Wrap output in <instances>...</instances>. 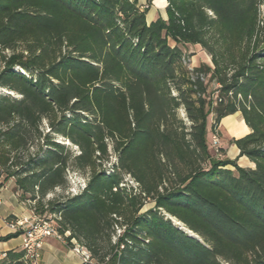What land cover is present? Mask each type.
Segmentation results:
<instances>
[{"label": "trees", "instance_id": "obj_1", "mask_svg": "<svg viewBox=\"0 0 264 264\" xmlns=\"http://www.w3.org/2000/svg\"><path fill=\"white\" fill-rule=\"evenodd\" d=\"M166 2L147 22L136 0H0L1 183L95 264H264V0ZM184 45L211 66L186 68ZM236 112L252 169L207 143L208 117L212 133ZM69 169L85 186L46 199Z\"/></svg>", "mask_w": 264, "mask_h": 264}, {"label": "crops", "instance_id": "obj_2", "mask_svg": "<svg viewBox=\"0 0 264 264\" xmlns=\"http://www.w3.org/2000/svg\"><path fill=\"white\" fill-rule=\"evenodd\" d=\"M136 2L141 9L148 7L147 22L153 21L157 17L166 19V0H152L149 3L147 0H136ZM212 122V118L208 119V132ZM231 125L235 129L244 130L240 134H235L229 127ZM214 132L219 137L218 147L223 151V159L235 160L237 165L243 168H254V164L247 157L239 156L238 148L232 143L233 139L241 138L250 132L239 112L223 117L215 127ZM34 217L35 214L29 205L19 200V194L15 190L14 182L9 179L1 183L0 177V237L16 232L20 233L8 239L0 240V253L22 249V230L17 229L14 231L8 226V223L22 219L31 221ZM65 236H68V232H65ZM72 246L73 241L70 244L65 237L62 239L46 237L43 239L42 246L38 251L36 264H84L80 257L72 252ZM88 264L95 263L91 260Z\"/></svg>", "mask_w": 264, "mask_h": 264}, {"label": "rangeland", "instance_id": "obj_3", "mask_svg": "<svg viewBox=\"0 0 264 264\" xmlns=\"http://www.w3.org/2000/svg\"><path fill=\"white\" fill-rule=\"evenodd\" d=\"M259 8H260L259 10H260V14H261L260 17L263 18V16H264V5H260ZM170 44H173V43L170 42ZM181 49L183 50V52L186 55L185 59H187L185 61V67L188 68L189 70L191 68L199 66L200 64H207V65L211 66L209 55L205 51H203L199 46H197V45H184V46H181ZM215 90H216L215 84H213V83L208 84V91L213 92V96H215V94H216ZM0 93L6 94L8 92L5 90H0ZM179 115L181 117L184 116V112L182 109L179 110ZM211 118L213 119L212 115L208 117V119H211ZM229 127L232 129V131L235 134H240L244 130V129H235L232 127V125ZM213 133L214 132L211 133V131H209V132H207V135H206V139H207V143H208L209 148H210V152L214 156L219 154L220 156L218 158L223 159L222 158V152L223 151H222V149H220L218 147L219 142H218V145H216V146H213L211 144V135ZM56 141H58L62 144H65L66 146L70 147L74 152H77V148L75 146H73L69 141L65 140L64 138H62L60 136H56ZM216 149H217V151H215ZM109 153H110V156H109L108 161H105L103 163V166H102L105 168L106 173L111 171L112 164H114L116 162V156L111 151L110 146H109ZM66 178L68 181V187L65 190H62L61 188H55L51 193H49L46 196V199H51V198H55V197L62 198V196L71 197V196L79 193V188L83 184H85L87 181V174L81 175L78 172H74L71 169H69L67 174H66ZM123 183L126 184L125 185L126 188H133V190L135 192H138V185H136L135 181L129 175H127V174L124 175ZM23 203L29 204V201L24 200ZM152 206H153V202L149 198H147L144 200L143 206H142L140 212H144L145 210H147L148 208H151ZM43 218H45V217H43ZM53 218H54L53 216H47L45 219H48L53 224H55V221ZM173 221L175 222L174 219H173ZM175 224L180 225L177 223H175ZM222 264H228V263L222 262Z\"/></svg>", "mask_w": 264, "mask_h": 264}, {"label": "built area", "instance_id": "obj_4", "mask_svg": "<svg viewBox=\"0 0 264 264\" xmlns=\"http://www.w3.org/2000/svg\"><path fill=\"white\" fill-rule=\"evenodd\" d=\"M218 142L219 138L217 134H212L211 144L216 146L218 145ZM215 151H217V149ZM219 156L220 155L217 154L215 157L218 158ZM125 185L126 184H124L122 181L119 186L125 187ZM84 186L85 184L79 188V191ZM8 226L14 231L17 229L22 230V249L25 251V259L29 261L27 264H36L38 251L42 246L44 238L55 237L57 239H62V236L57 231L56 226L51 221L37 215H35L31 221H28L27 219L17 220L13 223H8ZM117 232H119V230H117ZM71 241H73V246L71 248L72 252L80 257L82 263H89L91 261L89 252L84 247L77 244L75 240L72 239ZM4 256L5 252L0 253V257Z\"/></svg>", "mask_w": 264, "mask_h": 264}, {"label": "water", "instance_id": "obj_5", "mask_svg": "<svg viewBox=\"0 0 264 264\" xmlns=\"http://www.w3.org/2000/svg\"><path fill=\"white\" fill-rule=\"evenodd\" d=\"M177 224H179V223H177ZM188 234H189L190 236H193V237L197 238V236L193 235V234H192L191 232H189V231H188Z\"/></svg>", "mask_w": 264, "mask_h": 264}]
</instances>
